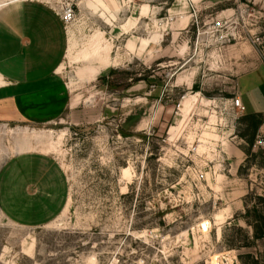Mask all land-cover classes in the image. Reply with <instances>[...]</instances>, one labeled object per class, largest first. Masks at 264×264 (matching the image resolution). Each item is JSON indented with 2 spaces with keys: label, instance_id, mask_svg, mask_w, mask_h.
<instances>
[{
  "label": "rangeland",
  "instance_id": "rangeland-1",
  "mask_svg": "<svg viewBox=\"0 0 264 264\" xmlns=\"http://www.w3.org/2000/svg\"><path fill=\"white\" fill-rule=\"evenodd\" d=\"M34 1L73 5L60 72L86 123L0 132L58 165L55 216L0 212V264H240L264 147L243 153L231 104L264 62V0Z\"/></svg>",
  "mask_w": 264,
  "mask_h": 264
},
{
  "label": "crops",
  "instance_id": "crops-1",
  "mask_svg": "<svg viewBox=\"0 0 264 264\" xmlns=\"http://www.w3.org/2000/svg\"><path fill=\"white\" fill-rule=\"evenodd\" d=\"M67 44L58 10L48 4L25 0L0 7V132L46 128L65 118L86 123L60 72ZM237 94L244 116H264V62L238 77ZM257 136H264V122ZM57 203L58 165L50 156L24 145L0 150V212L8 220L55 216Z\"/></svg>",
  "mask_w": 264,
  "mask_h": 264
},
{
  "label": "trees",
  "instance_id": "trees-1",
  "mask_svg": "<svg viewBox=\"0 0 264 264\" xmlns=\"http://www.w3.org/2000/svg\"><path fill=\"white\" fill-rule=\"evenodd\" d=\"M245 123V134L241 138L246 142L247 149L244 151L247 157L253 156L252 147L257 131L264 122L261 114L245 115L242 118ZM262 159L264 154L259 153ZM251 200L247 203V200ZM246 229L232 227L231 230L238 237L228 239L226 247L234 250H245L237 259L240 264H264V196L247 195L244 200V214L242 216Z\"/></svg>",
  "mask_w": 264,
  "mask_h": 264
},
{
  "label": "built area",
  "instance_id": "built-area-1",
  "mask_svg": "<svg viewBox=\"0 0 264 264\" xmlns=\"http://www.w3.org/2000/svg\"><path fill=\"white\" fill-rule=\"evenodd\" d=\"M58 15L61 19V22L65 30H67L68 26H70L73 23L74 18H75V11H74L73 5L70 3L64 4L63 6H61L60 10H58ZM221 27H222V24L217 22L215 25L211 26V32L213 34L219 33ZM231 106L236 111H239V112L245 111L240 99L237 96L232 100ZM256 147H264V137H261V136L256 137L254 144H253V148H256ZM197 178L199 180H202L203 174H198Z\"/></svg>",
  "mask_w": 264,
  "mask_h": 264
}]
</instances>
